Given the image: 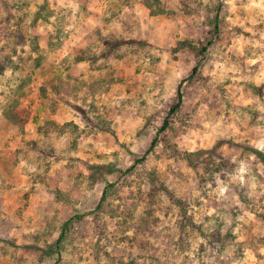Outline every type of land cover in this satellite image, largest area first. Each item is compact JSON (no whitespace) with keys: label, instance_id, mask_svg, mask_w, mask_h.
I'll return each instance as SVG.
<instances>
[{"label":"rangeland","instance_id":"obj_1","mask_svg":"<svg viewBox=\"0 0 264 264\" xmlns=\"http://www.w3.org/2000/svg\"><path fill=\"white\" fill-rule=\"evenodd\" d=\"M256 152L264 0H0V264H264Z\"/></svg>","mask_w":264,"mask_h":264},{"label":"trees","instance_id":"obj_2","mask_svg":"<svg viewBox=\"0 0 264 264\" xmlns=\"http://www.w3.org/2000/svg\"><path fill=\"white\" fill-rule=\"evenodd\" d=\"M214 30L215 31H217L218 30V25L217 24H215V26H214ZM211 40H212V37H210L209 38V41H208V43H210L211 42ZM206 45H204L203 47H202V49H201V51H204V50H206ZM195 70H196V68H194L193 69V72L192 73H194L195 72ZM177 102L174 104V105H172L171 107H170V109H169V111H168V117L171 115V114H173L177 109H179V107H180V104H181V99H182V92H181V90H180V86H178V88H177ZM168 117H166L165 119H164V121H163V123H162V125H161V127H160V130L162 131V130H164L166 127H167V125H168ZM155 142H156V140L154 139V140H152V142H151V147H153V145H155ZM187 153H189V152H187ZM197 153V152H196ZM195 152H191V154L192 155H194V154H196ZM256 155L258 156V158L263 162V164H264V155L263 154H261V153H259V152H256ZM94 168H98V166L96 165V166H89V169L90 170H92V169H94ZM104 195H105V190H104V192H103V195H102V197H101V199H100V202L101 201H103L104 199ZM65 225H67V222H66V224ZM60 237V236H59ZM58 240H59V238H58ZM57 240V241H58Z\"/></svg>","mask_w":264,"mask_h":264}]
</instances>
